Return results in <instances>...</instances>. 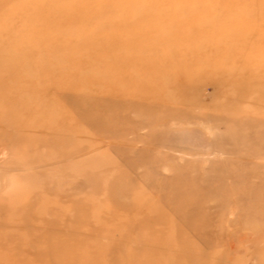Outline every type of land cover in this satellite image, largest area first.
<instances>
[{
    "label": "rangeland",
    "instance_id": "374dc122",
    "mask_svg": "<svg viewBox=\"0 0 264 264\" xmlns=\"http://www.w3.org/2000/svg\"><path fill=\"white\" fill-rule=\"evenodd\" d=\"M25 1L0 0V12ZM124 4L150 7L144 22L175 39L149 53H164L175 84L163 99L131 79L92 83L76 104H52L63 114L52 123L25 104L12 112L0 264H264V0ZM141 13L110 18L138 33ZM116 31L108 23L107 39Z\"/></svg>",
    "mask_w": 264,
    "mask_h": 264
},
{
    "label": "bare ground",
    "instance_id": "6f19581e",
    "mask_svg": "<svg viewBox=\"0 0 264 264\" xmlns=\"http://www.w3.org/2000/svg\"><path fill=\"white\" fill-rule=\"evenodd\" d=\"M124 1L132 0H59L58 3L52 0H26L16 11L11 10L10 6L1 10L0 138L9 140L11 125L22 123L16 117L13 120L12 115V112L19 111L21 104L29 107L31 117L40 115L43 124L52 123L56 114L57 118L63 117V114L59 111L51 112V105L66 106L68 102L76 104L89 92L91 86H88L92 83L96 87L109 84L110 89H113V80L128 82L131 79L128 84L133 83L139 93L166 98L164 96L170 93L169 89L175 84L167 57L164 53L154 57L149 53H159L165 45L169 51V47L176 41L173 37L159 38L154 25L144 22L152 14L150 7H144V10L128 7ZM140 10L146 17L132 24L136 26L134 30L140 31L138 33H128L131 25L119 23L121 20L114 22V18H110L114 11L118 15L125 13V16H132ZM108 23H111L112 30H118L109 39L106 33ZM102 24L107 26L103 28ZM148 35L154 36L156 40L159 38L162 45H158L157 41L148 43ZM133 55L139 58L141 66L148 67L147 71L129 66L131 64H128V59ZM107 58L112 60L109 62ZM96 66L98 68L94 69ZM134 71H137L135 75ZM140 73L147 74L149 78L137 81ZM40 82L43 83L42 89L38 84ZM41 91L48 95V100L42 101V107L36 106V97L29 99L19 96L25 93L35 95ZM148 104L153 105V101ZM67 109L71 110L66 113H73L72 107ZM82 116L90 117L86 112ZM28 160L32 158L28 157ZM66 259V256L63 257L65 263Z\"/></svg>",
    "mask_w": 264,
    "mask_h": 264
}]
</instances>
